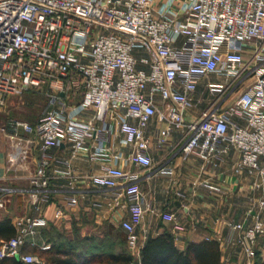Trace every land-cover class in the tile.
<instances>
[{
	"label": "built area",
	"instance_id": "obj_1",
	"mask_svg": "<svg viewBox=\"0 0 264 264\" xmlns=\"http://www.w3.org/2000/svg\"><path fill=\"white\" fill-rule=\"evenodd\" d=\"M245 47L253 48L250 60L243 56ZM249 62L253 81L229 107L192 113L196 101H204L196 96L201 80L208 101H217ZM29 90L47 95L38 120L0 125V134L19 139L8 170L17 168L35 143L38 149L29 177L31 212L14 219L16 234L1 241L0 262L19 256L24 264H44L24 247L49 225L43 205L53 200L54 179H67L68 205L77 206L88 195L77 186L74 168V159L85 152L104 161L89 181L110 187L114 206L128 211L122 227L132 254L139 257L147 223L157 215L182 231L181 212L159 213L140 175L118 166L151 165L150 152L169 148L175 131L181 158L195 155L212 170L231 149L239 153L235 170L251 179L253 193L244 218L229 221L218 241L244 257V263L233 264H253L257 247L264 257L259 244L264 237V0H0V109L11 95ZM73 93L82 95L79 103L68 102ZM113 135L131 147L129 154L114 151ZM64 149L67 156L60 154ZM172 172L169 165L155 171ZM11 191L0 185V208H6ZM63 216L58 205L54 217Z\"/></svg>",
	"mask_w": 264,
	"mask_h": 264
},
{
	"label": "crops",
	"instance_id": "obj_2",
	"mask_svg": "<svg viewBox=\"0 0 264 264\" xmlns=\"http://www.w3.org/2000/svg\"><path fill=\"white\" fill-rule=\"evenodd\" d=\"M252 50L251 47H245L243 50V56L246 60H250ZM251 66L252 62H249L245 71L228 86L225 93L217 101H208L210 98L205 88V80H201L196 90V96L204 99V101H196L192 113L198 115L200 111L215 106L220 110L229 107L234 102L235 98L233 96L253 81V77L247 73ZM212 78L217 79L215 76H212ZM81 98V94L73 93L68 98V102L79 103ZM92 113L93 111L89 110L88 114ZM186 116L188 117L189 114L186 113ZM159 125L162 124L159 123ZM153 128L154 124L151 126V130ZM22 135L32 136L24 133ZM179 136V133L175 131L171 137L169 148L152 150L150 156L153 161L147 167H138L123 162H119L118 166L126 171H136L140 175V182L144 190L150 194L153 205L159 213L175 211L182 214L181 223L184 225L182 231H175L171 221L157 215L150 223H147L148 236L156 235L166 229L173 234L175 244L179 248H184L189 241L209 238L218 240L219 237L225 235L229 221L244 218L245 210L250 204L249 197L253 192L250 189L248 178L244 174L239 177L234 174L226 175L218 180L214 175L216 170H212L209 164L203 163L195 155L183 160L180 154ZM109 144L114 147V151H123L125 154H129L131 151L130 146L121 144L120 137L117 135L112 136ZM60 154L67 156L69 151L64 149ZM29 156L30 162L26 164L25 169L13 174L7 169V166L2 168L5 159L1 158L0 153V185L12 189L8 194L6 208H0V217L9 215L14 221L18 215L31 212L28 202V190L31 188L29 177L35 169L38 157L36 143L30 147ZM226 156V164L224 167L222 165L221 172L217 173L216 176L220 173L224 176V168H227L229 161H232V158L236 156V151L230 150ZM103 164L104 161L91 160L86 152L79 154L74 159L75 171L80 175L77 186L89 190L86 198H81L77 206L66 203L65 197L69 193L70 186L67 179L56 178L53 180L52 185L56 189L53 200L43 205V214L48 218L49 225L42 228L40 233L25 245L24 250L26 252H32L40 256V252L44 251L41 249L43 243H50L52 246V242L45 234L52 226L61 229L71 238L74 235L75 225L81 227L83 236L90 233L88 232L89 229L94 228L95 230L105 222L122 225L124 219L128 217L127 209L114 206L110 187L92 183L88 179V176L92 173H99ZM162 165L171 166L173 169L172 174H156V169ZM206 181L214 185H220L221 190L218 192L211 191L204 184ZM237 187V195L232 194L231 197V192L235 193L233 189L236 190ZM94 201L102 202L103 206H94ZM58 205H63L64 208V216L60 219L54 217ZM220 250L221 264L245 262L244 257L237 253L233 245L226 244L221 246Z\"/></svg>",
	"mask_w": 264,
	"mask_h": 264
},
{
	"label": "trees",
	"instance_id": "obj_3",
	"mask_svg": "<svg viewBox=\"0 0 264 264\" xmlns=\"http://www.w3.org/2000/svg\"><path fill=\"white\" fill-rule=\"evenodd\" d=\"M16 234L12 217H0V244ZM52 246L40 252L44 264H131L127 235L122 229L105 222L100 233L83 236L81 227L74 226L73 237L52 226L45 233ZM264 244V237L259 239ZM140 264H221L219 241L213 238L189 241L184 248L174 242L173 234L163 230L149 235L144 241L137 260ZM0 264H24L17 257H6ZM253 264H264L261 250H255Z\"/></svg>",
	"mask_w": 264,
	"mask_h": 264
},
{
	"label": "rangeland",
	"instance_id": "obj_4",
	"mask_svg": "<svg viewBox=\"0 0 264 264\" xmlns=\"http://www.w3.org/2000/svg\"><path fill=\"white\" fill-rule=\"evenodd\" d=\"M236 95L237 94H235L233 96V98H235ZM46 101H47V95L45 92H43L41 90H29V91H25L21 95H11L10 99L7 102V105L4 108L0 109V125H2L3 123H5L11 119H23V120L30 121L32 123L35 122L39 118V116L41 115L42 109H43ZM12 137L13 136L10 133L0 134L1 158L5 159V161H4L5 163L2 165V168L5 166H8L9 153L13 150L16 142L19 140V139H14ZM231 150L235 151V149H231ZM226 157L227 156H225L218 163V165L215 169L216 172L214 173V175H215V178L218 180H219V178H222V177H225L226 175H231V174H234L238 177L240 176V173H237V171L235 170V167H234L235 162L239 159L237 151H236V156L234 158H232V161L231 160L229 161L228 167L224 168V171H223L224 176H222L221 173H220V175L216 176L217 173L221 172L220 168L222 167V165H223V167L225 166V164H226L225 158ZM29 162H30V156L28 155L25 160L20 161V163L17 165V168L10 170L11 173L14 174V173H17V171L18 172L23 171V169H25V167H26V164H28ZM244 176H246L245 173H244ZM247 178L249 181L248 183L251 184V179L248 176H247ZM250 189H251V187H250ZM237 190H238V187L236 188V190L233 189V191L235 193L231 192L230 196L231 197L233 195L236 196ZM112 225L115 228L122 229L124 231L122 225H114V224H112ZM102 226H103V224L100 227L95 228V230H94V228L89 229V231H88V232H90L89 234L100 233ZM86 235H88V234H86ZM132 256H133L132 262L136 261L137 256L135 254H132Z\"/></svg>",
	"mask_w": 264,
	"mask_h": 264
},
{
	"label": "water",
	"instance_id": "obj_5",
	"mask_svg": "<svg viewBox=\"0 0 264 264\" xmlns=\"http://www.w3.org/2000/svg\"><path fill=\"white\" fill-rule=\"evenodd\" d=\"M17 258L19 259V256H17ZM131 264H139V263L133 262V263H131Z\"/></svg>",
	"mask_w": 264,
	"mask_h": 264
}]
</instances>
